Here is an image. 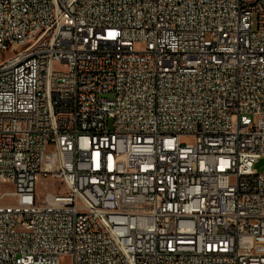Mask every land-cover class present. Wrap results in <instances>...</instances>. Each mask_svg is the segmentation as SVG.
<instances>
[{
  "label": "built area",
  "instance_id": "built-area-1",
  "mask_svg": "<svg viewBox=\"0 0 264 264\" xmlns=\"http://www.w3.org/2000/svg\"><path fill=\"white\" fill-rule=\"evenodd\" d=\"M2 50L0 264H264V0H0Z\"/></svg>",
  "mask_w": 264,
  "mask_h": 264
},
{
  "label": "rangeland",
  "instance_id": "rangeland-1",
  "mask_svg": "<svg viewBox=\"0 0 264 264\" xmlns=\"http://www.w3.org/2000/svg\"><path fill=\"white\" fill-rule=\"evenodd\" d=\"M10 53H0V61L4 60L5 58L10 57ZM255 171L258 173H263L264 172V161L260 160L256 165H255ZM57 188V183L54 182L51 179H44L40 183L37 184L36 186V192L39 195H46V194H52L56 191ZM8 204H12V202H7ZM256 249L258 251L264 252V239H258L256 241ZM63 264H72L71 258H66L63 261Z\"/></svg>",
  "mask_w": 264,
  "mask_h": 264
},
{
  "label": "bare ground",
  "instance_id": "bare-ground-1",
  "mask_svg": "<svg viewBox=\"0 0 264 264\" xmlns=\"http://www.w3.org/2000/svg\"><path fill=\"white\" fill-rule=\"evenodd\" d=\"M0 53H10L11 54V50H2V51H0ZM10 57H8V58H10Z\"/></svg>",
  "mask_w": 264,
  "mask_h": 264
}]
</instances>
